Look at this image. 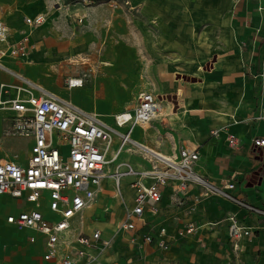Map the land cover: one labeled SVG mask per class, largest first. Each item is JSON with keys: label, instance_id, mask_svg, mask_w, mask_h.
Instances as JSON below:
<instances>
[{"label": "rangeland", "instance_id": "374dc122", "mask_svg": "<svg viewBox=\"0 0 264 264\" xmlns=\"http://www.w3.org/2000/svg\"><path fill=\"white\" fill-rule=\"evenodd\" d=\"M257 2L0 0V19L7 18L10 12V24L20 26L24 14H45L42 25L30 28L32 62L24 66L30 67L34 74L50 78L53 85L61 87L67 76H82L91 71L95 78L116 80L122 88L120 94L126 92L125 102L131 107L135 106L139 91L155 88L169 93L168 99L178 113L186 108L203 109L183 116L185 126L181 120L171 117L169 120L164 114L159 126L150 125L149 131L159 133L163 138L159 137L160 140L171 141L169 132H172L181 145L190 135L189 128H184L187 121L201 126L194 137L199 142L204 124L220 121L218 112L235 107L241 123L264 129V19ZM252 23L263 26L260 31L245 30ZM101 61H113V65ZM230 66L234 73L222 77ZM237 73L239 78L233 81ZM90 81L87 80V87L91 86ZM259 116L262 118L258 119ZM134 137L162 151L155 145L161 144L158 137L153 140L139 128ZM28 143V139H21L18 148L26 150ZM139 153L144 151H137L136 155ZM124 162L138 171L143 166L149 168L148 162L140 161L142 165ZM107 198L103 196L100 200V207L85 227L87 232L99 221L103 225L108 223L106 229L111 231L116 218L122 215L121 207L107 208L110 203ZM18 207L14 201L0 203V213Z\"/></svg>", "mask_w": 264, "mask_h": 264}, {"label": "built area", "instance_id": "2783aa9c", "mask_svg": "<svg viewBox=\"0 0 264 264\" xmlns=\"http://www.w3.org/2000/svg\"><path fill=\"white\" fill-rule=\"evenodd\" d=\"M45 21L43 14L25 17V23L31 28ZM9 37L8 25L0 21V43L5 45L0 49V68L20 81L19 84H0V110L10 112L4 118L3 135L33 137L34 144L26 165L0 158V195L25 198L34 205L33 209L8 216L7 222L19 230L32 229L42 234L45 260L57 264H102L90 250L111 247V240L103 239L99 230L74 236L72 222L96 199L107 177L113 178L116 196L122 199V180L135 178L130 184L135 192L133 205H126L124 220L119 225L130 234L139 229L140 223H146L147 210L158 213L167 187H171L174 200H179L180 193L197 185L203 188L204 197L219 196L246 213L264 218V206H257L238 194L234 179L217 184L199 172L197 147H181L178 154L170 158L141 150L142 143L132 138V133L136 127L144 128L145 124L157 119L163 97L152 91L140 92L135 107L116 115L115 125L110 124L99 113L85 110L5 67L3 58H26L30 49L29 34L24 33L13 43ZM90 77L91 73L85 72L82 76L67 78L66 86L82 87ZM12 91L15 92L13 96ZM226 129L227 126L212 129L211 135L219 136ZM226 138L233 149L243 146L242 139L233 133L228 132ZM128 146L133 152L144 151L141 154L152 163V168L138 171L121 161V154ZM252 146L262 157L264 174V136L254 137ZM111 166L113 171L110 173L108 168ZM44 192L48 193V208L54 217L45 216L40 209ZM228 220L233 250L240 251L243 241L254 236V229L241 222L236 214L228 215ZM196 230V224L189 222L177 233L186 237ZM166 235L167 228L163 227L158 237L145 235L144 241L167 250L170 245Z\"/></svg>", "mask_w": 264, "mask_h": 264}, {"label": "crops", "instance_id": "0c3cea01", "mask_svg": "<svg viewBox=\"0 0 264 264\" xmlns=\"http://www.w3.org/2000/svg\"><path fill=\"white\" fill-rule=\"evenodd\" d=\"M256 6L260 16L264 19V0L257 2ZM36 15L39 14L22 15V24L20 26H12L10 24V12L8 16H5L7 18L0 19V21H4L9 27V41L11 43L17 41L28 31L27 34H31V27L25 23V17H34ZM262 26L256 23L247 24L245 30L260 31ZM29 46V54L26 58L5 57L2 59L3 65L11 71L19 73L41 85L46 90L72 101L79 107L99 113L110 124L115 125L116 115L135 107H131L125 102L124 97L126 92L124 91L123 95L120 94V89L122 88L116 80L105 76L95 78V73L91 71L90 87H87L85 83L82 87L68 88L66 86L67 78L65 81H62L61 87L58 84L53 85L50 78L34 74L31 72L30 67L24 66L32 62L30 60L31 42H29ZM3 48H5V45L0 43V49ZM103 62L101 61L100 63L104 64ZM97 70L99 71V68ZM227 72L226 74L222 73V77H230L234 73L233 67L230 66ZM79 76V74H73L67 77ZM238 76V73L233 75V81L237 80ZM1 83L19 84L20 81L11 73L0 68ZM142 91H139L138 94ZM147 91H152L156 95L163 97L162 99L169 101L168 92L161 93L155 88ZM11 94L13 96L15 92L12 91ZM137 97L135 99L136 103ZM171 103L172 108L175 109V104ZM235 109L218 112L217 116L220 121L204 124V132L199 142L194 141V137L201 131V126L196 124L199 125V128H196V125H191L192 122L189 120L184 128H189L190 135L188 139L181 141V145H178L175 134L172 132H169L170 136H172V140L169 142L160 140L159 137L163 139L161 135L157 133V136L154 133L161 141V144L155 145L163 153L167 152L170 156L177 155L181 147H197L200 154L197 169L200 173L217 184H221L226 179H234L237 183L236 192L238 194L257 206H264L263 160L259 152L255 151L252 146V139L254 137L264 136V129L260 126L255 127L252 124L241 123L240 116ZM9 114L10 112L0 110V158L26 165L31 155L34 138L4 136V118ZM164 117L172 120L170 116ZM164 117H159V119L152 121L150 123L151 127L156 124L159 126L158 123H162ZM188 122L191 124H188ZM224 126H227V129L223 130L219 136L211 135L212 129ZM136 128L146 132L145 128L140 126ZM136 128L132 133V138L140 143H144L134 137ZM123 130H126V128ZM228 132L242 139L243 146L240 149H233L228 145L226 138ZM21 139L29 140L26 150L18 148V141ZM192 143L196 145L192 146ZM124 150L125 152L123 151L120 157L121 161L130 160L132 163L134 161L135 164L139 163L141 165L140 161L143 163L148 162L150 168L151 162L145 159L142 154L136 155L137 152L130 151L129 146ZM136 159L140 161L138 162ZM149 168L143 166L142 169ZM108 171L111 173L113 167H109ZM128 178L131 179L127 181L126 179ZM134 179V177H126L122 180V199L116 196L113 178L107 177L102 182L96 199L89 207L83 210L80 216L73 219L72 234L74 236L78 233L92 234L94 231L99 230L102 233L103 239L111 240V247L102 250L101 248L90 250V252L98 256L102 264H264V218L246 213L238 206L219 196L204 197L202 195L203 188L197 185L190 186L186 193H180L179 200H174L171 187H167L163 192L158 213L152 214L147 210L145 212L146 223H140L138 225L139 229L134 234L125 232L119 228V225L124 220L126 205H133L135 192L130 184ZM103 196L109 197L110 203L106 204L107 208L121 207L122 215L116 218L111 231L110 229H106L108 225L99 224L102 222L99 221L94 222L91 232H87L85 227L93 219L94 214L100 207L99 202ZM48 198V193L44 192L41 198L40 209L45 216L54 217L55 215L48 208ZM10 201L16 202L19 207L15 211L10 212L9 210L6 213H0V264H57L55 261L44 259L46 246L45 237L42 234L32 229L19 230L7 222L8 216L33 209L34 205L25 198H14L7 194L0 195V203H10ZM231 214H236L241 222L252 226L254 229V236L251 239L243 241L240 251L233 250L229 238L230 222L228 215ZM189 222H194L197 230L186 237L178 236V230L185 228ZM163 227L167 228L165 238L170 245L169 249L165 250L156 243L150 244L144 241L145 235L158 237L160 229ZM32 237L35 238L34 242L31 241ZM124 238L127 240H124Z\"/></svg>", "mask_w": 264, "mask_h": 264}, {"label": "bare ground", "instance_id": "6f19581e", "mask_svg": "<svg viewBox=\"0 0 264 264\" xmlns=\"http://www.w3.org/2000/svg\"><path fill=\"white\" fill-rule=\"evenodd\" d=\"M75 62V61H74ZM113 62V61H112ZM112 62H109V61H104L103 63L105 65H113ZM200 70H203V67L200 66L199 67ZM63 70V69H62ZM191 111H198V112H203V109H191V108H186L182 113H178L175 111L174 108H172V103L170 101H167L166 99H162V106L160 108V111L157 115V119L159 117H161V115H168L170 116L171 118L173 119H179L183 122L184 126H185V121L183 120V116L187 115L188 112H191ZM150 123H147L144 125V128L146 129V132L148 133V136L151 137V139H156V135L154 133H151L149 131L150 129ZM142 150H144L145 152L149 153V154H152V153H159L167 158H170L171 156L169 154H166V153H163V152H159L156 148L154 147H151L149 144L147 143H142V147H141ZM128 151V150H127ZM125 152V150H124ZM127 153V152H126ZM123 154V153H122ZM108 194V193H107ZM109 198V197H108ZM107 198V199H108ZM98 204V203H97ZM108 225V223H107ZM131 263V262H130Z\"/></svg>", "mask_w": 264, "mask_h": 264}]
</instances>
